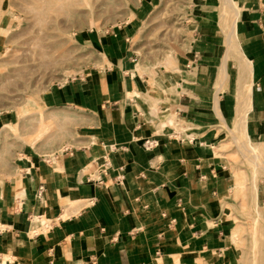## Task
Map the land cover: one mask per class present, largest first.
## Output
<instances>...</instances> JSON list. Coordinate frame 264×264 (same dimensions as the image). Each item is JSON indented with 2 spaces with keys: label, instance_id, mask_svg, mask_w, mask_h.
I'll list each match as a JSON object with an SVG mask.
<instances>
[{
  "label": "crops",
  "instance_id": "0c3cea01",
  "mask_svg": "<svg viewBox=\"0 0 264 264\" xmlns=\"http://www.w3.org/2000/svg\"><path fill=\"white\" fill-rule=\"evenodd\" d=\"M239 2V39L252 62L246 133L264 162V0ZM217 3L199 0L204 17L193 22L191 67H182L179 78L163 69L132 76L106 66L56 85L46 104L73 111L77 122L60 152L13 147L1 128L10 124L9 113L0 111V264L230 258L233 229L221 206L231 193L244 200L247 185L217 156L218 128H232L238 117L236 61L219 90L224 46L216 45L223 35L219 17L208 14ZM106 35L119 51L129 43L122 24ZM124 51L115 60L128 66ZM260 192L264 197V187Z\"/></svg>",
  "mask_w": 264,
  "mask_h": 264
},
{
  "label": "rangeland",
  "instance_id": "374dc122",
  "mask_svg": "<svg viewBox=\"0 0 264 264\" xmlns=\"http://www.w3.org/2000/svg\"><path fill=\"white\" fill-rule=\"evenodd\" d=\"M197 1L86 0L75 6L71 5L73 0H0V111L9 113L10 122L1 127L2 134L13 147L30 145L50 154L62 151L69 145L77 122L73 111L46 104L47 97L56 85L104 71L108 60L113 64L110 69L121 68L132 76L156 75V70L163 69L179 78L182 67H191L193 22L196 17H204L202 3ZM219 3L216 11L208 12L215 21L219 17L223 36L217 39V51L225 46L227 36ZM121 24L122 31L128 32L129 43L121 45L119 51L107 44L106 32ZM124 48L130 50L128 66L125 61L121 64L115 60L126 55ZM135 63L137 68L129 70ZM247 80L250 78L239 82L236 93L240 87V95L244 94ZM218 129L217 156L247 185L244 200L235 199L231 193L222 202V218L233 229L231 256L223 264H264V197L260 192L264 168L255 169L246 159L251 144L242 133L233 136L222 124ZM237 138L240 143L234 141ZM253 182L257 200L253 197ZM234 229L238 230L235 247Z\"/></svg>",
  "mask_w": 264,
  "mask_h": 264
},
{
  "label": "bare ground",
  "instance_id": "6f19581e",
  "mask_svg": "<svg viewBox=\"0 0 264 264\" xmlns=\"http://www.w3.org/2000/svg\"><path fill=\"white\" fill-rule=\"evenodd\" d=\"M81 1L85 2L86 0H73L71 5L77 6L78 4L81 3ZM63 3L65 4V2ZM197 3H199V0L197 1ZM218 5L220 8V12H219L220 20L221 22H223V24L227 28V36L225 40V46H224V51L222 55L221 66L218 69L220 78H221V84L227 79L229 64L230 62L234 60L238 64L237 72H238V86H239L240 84L239 82H241V80L245 78L247 79L250 78L251 80V72H252L251 71L252 62H249V59L246 58L244 50L242 48L241 41L239 39L238 27H239V20H240L241 12H242V5L238 3V0H220V3ZM227 14L230 15V18L227 17ZM105 65L108 68H111L113 66L110 60L106 61ZM136 68H137L136 63L132 66H129V70H132V71L135 70ZM239 92L243 93L240 87H238V91L236 93V98H237L236 108L238 111L237 113L238 117L236 121L233 123L232 128L227 125L226 127L231 132V134H233V136L235 132L242 133L243 135H245V140L248 143H251L252 140L247 135L246 131L248 130H246V128H247V122H248L247 113L248 111L252 110L253 83H248V86H246V89L244 90V94L240 95ZM139 94L140 93L136 92L135 90L133 91V95H139ZM215 101H217V99ZM6 126H3V128H5ZM40 134H43V133L41 132ZM39 136L40 137H38V139L41 138L42 135H39ZM235 142L238 143L237 140ZM249 148L251 149V151H250V156H247V159L251 163H253L255 169L262 168V163L260 161L261 160L260 153L255 147H252V145ZM253 185L256 186L255 182H253ZM255 189L256 187L253 189V191H256ZM254 198H257V197H254ZM255 210H257V208H255ZM256 213L258 214V210L256 211ZM232 240H233L234 247H235V244L238 241V230L237 229H234Z\"/></svg>",
  "mask_w": 264,
  "mask_h": 264
}]
</instances>
